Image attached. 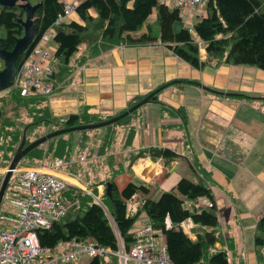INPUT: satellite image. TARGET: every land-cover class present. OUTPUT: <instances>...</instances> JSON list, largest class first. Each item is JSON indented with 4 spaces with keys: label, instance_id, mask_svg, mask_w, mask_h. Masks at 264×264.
<instances>
[{
    "label": "crops",
    "instance_id": "crops-1",
    "mask_svg": "<svg viewBox=\"0 0 264 264\" xmlns=\"http://www.w3.org/2000/svg\"><path fill=\"white\" fill-rule=\"evenodd\" d=\"M156 15L154 10L149 16L154 18L147 23H155ZM182 17L194 25L200 16L188 20L182 13ZM71 19L79 17L74 13ZM145 30L146 25L140 31ZM49 46L56 49V43ZM200 56L203 60L208 57L204 46ZM72 63L69 74L56 76L61 87L46 96L54 116L85 110L101 117L115 116L131 100L168 85L124 123L99 129L97 136L88 131L80 143L73 136L74 153L69 160L73 171L68 177L58 175L88 192L98 184L99 196L105 190L106 177L120 166L125 171L115 178L119 187L128 180H144L153 191L162 192L169 178L170 189L182 176L203 180L218 207L222 240L217 246L227 249L233 264H263L264 246H256L255 232L264 215V70L253 65L216 64L215 60L195 67L160 40L118 44L96 55H90L83 44ZM109 133L112 139L106 144ZM89 146L93 151L86 158L101 163L102 176L81 182V173L74 166L85 158L82 153ZM152 146L171 148L178 157L166 163L139 155ZM177 165L181 169L176 170Z\"/></svg>",
    "mask_w": 264,
    "mask_h": 264
},
{
    "label": "trees",
    "instance_id": "trees-1",
    "mask_svg": "<svg viewBox=\"0 0 264 264\" xmlns=\"http://www.w3.org/2000/svg\"><path fill=\"white\" fill-rule=\"evenodd\" d=\"M28 1L38 4L33 17L36 37L30 47L20 55L18 65L26 59L41 34L52 28L53 41L56 43L54 54L58 60L55 76L58 77L73 70V57L83 44H87L90 55H96L118 44L139 45L158 40L195 67H204L215 60L216 64L225 62L253 65L264 70V0H206L204 12L194 23L193 32L185 24L179 29L176 28V24L183 22L181 8L169 7L159 0H80L75 9L79 19L63 20L60 23H55V20L64 12L63 1ZM154 10L157 12L155 24L159 33H154L152 25L147 23ZM25 18L26 12L21 7L0 4L2 48L12 49L16 38L24 34L20 19ZM144 25L147 30L140 31ZM202 46L208 54L206 60L200 56ZM3 67L4 63L0 68ZM166 85L168 82L157 88L162 89ZM5 91H10V97L16 106L22 105L30 109L28 116L32 118L30 121L18 123L6 115L5 106L0 104L1 132L5 137H11L6 146L7 151L3 154V158L9 162L21 142L25 128V144H28L34 140L29 137L31 132L42 124L59 123L51 129L52 131L112 117H101L88 110L63 117L54 116L45 103V95L22 96L14 87ZM148 94L150 92L131 100L128 107ZM157 98L158 93H155L152 99ZM135 111L136 109L133 112ZM133 112L118 122L106 125V128L124 123ZM74 131L86 135L89 130ZM74 131L50 138L46 148L43 146L45 142L34 147L20 162L27 157L44 159L50 154L65 161L70 160L73 136L76 133ZM112 135H106V144L110 142ZM38 137L39 135L36 138ZM139 155H150L153 159L161 158L166 163L178 157V153L171 148L153 146L142 150ZM135 158L136 156H133L131 162ZM130 165L128 169L131 168ZM124 171L125 168L120 166L104 180L105 189L107 182H112L111 195L104 190L99 196L98 184H94L91 191L99 196V201L87 190L68 182L63 197L72 205L67 214L54 221L51 227L39 230L41 245L52 248L63 240L88 238L116 249L119 238H122L125 245L130 247L136 240L133 226L138 217L146 214L152 221L154 235L164 237L166 252L174 264H233L227 249L217 246L218 242L221 243L222 234L218 207L209 185L203 180L194 181L182 176L171 189L162 192L153 191V186L144 180H128L119 187L115 178ZM202 196L209 197L214 201V205H200L198 199ZM188 218L194 223L191 233L179 226ZM167 219L172 224L170 227L166 225ZM255 244L260 248L264 246V215L256 224ZM88 264H118V260L114 254L107 257L93 256Z\"/></svg>",
    "mask_w": 264,
    "mask_h": 264
},
{
    "label": "built area",
    "instance_id": "built-area-1",
    "mask_svg": "<svg viewBox=\"0 0 264 264\" xmlns=\"http://www.w3.org/2000/svg\"><path fill=\"white\" fill-rule=\"evenodd\" d=\"M159 1L169 7L181 8L188 20L195 15L201 16L206 4V0ZM77 4V1L67 4L55 23L70 16ZM189 29L193 32V24ZM53 36L52 28L45 30L19 65L12 87L22 96H48L61 87L62 82L55 76L58 60L49 46ZM16 171L17 168L13 173ZM15 180V183L9 181L0 205V264L76 263L83 255L91 258L109 254L117 256L118 264H174L166 252L165 242L157 244L152 221L146 214L138 217L133 226L136 240L130 247L119 243L114 249L88 238L63 240L52 248L41 245L39 230L51 227L54 221L67 214L72 205L63 197L68 181L55 173L33 167L19 172ZM8 190L14 196L6 197ZM89 193L99 201L98 195L92 191ZM198 202L202 206L214 205V201L206 196L200 197ZM166 225H172L169 219ZM179 226L191 233L194 223L188 218Z\"/></svg>",
    "mask_w": 264,
    "mask_h": 264
},
{
    "label": "rangeland",
    "instance_id": "rangeland-1",
    "mask_svg": "<svg viewBox=\"0 0 264 264\" xmlns=\"http://www.w3.org/2000/svg\"><path fill=\"white\" fill-rule=\"evenodd\" d=\"M75 1H77L79 3L80 0H74L72 2H75ZM72 2L65 3V6L69 3H72ZM74 13H75V11L71 15H73ZM71 15L70 16L67 15L68 17L67 16L64 17V20H68L71 17ZM152 18H154V17L151 16L149 18V20H152ZM186 18L188 19L187 16H186ZM151 24H152L154 33H159V28H158L157 24H155L154 22ZM184 24L190 25V24H192V21L187 22L186 19L183 17V22L176 24V28L179 29ZM51 42L53 44H55L53 40H51ZM50 51L54 52V50H52V49H50ZM3 63H4L3 60L0 59V67L3 65ZM10 96H11L10 91L4 90V91L0 92V104L5 106L6 115L11 116L18 123L21 121H25V122L30 121L32 119L30 116H28V114L31 113L30 109H28L27 107L22 106V105L16 106L15 101H13ZM145 105L146 104H143L139 107V108H141L139 112H142L143 108H146ZM133 115H137V114H132L131 116H133ZM57 124H59V123H57ZM57 124L51 123V124L40 125L39 127H37L36 129H34L31 132V134L29 136L30 139H35L38 135L40 136V135H43V134L50 132L51 129L57 127ZM0 128H1V124H0ZM103 128H106V125L98 127V129L93 128V129H86V130H89L90 136H97V135H99V132H100L98 130L99 129L102 130ZM1 130L2 129H0V132H1ZM69 132H71V131H69ZM74 132H76V131H74ZM3 134H4L3 132L0 133V185H1V182H2L3 177L5 175L6 169L10 163L8 159L3 158V154H5V151H7L6 146L8 145L11 137L10 136L5 137ZM74 136L79 140V143H80V140L82 139L81 132L80 133L76 132ZM130 136H131V134H130ZM54 142L56 143L57 139ZM47 144H48L47 141L43 144L44 148H46ZM2 147H3V149H2ZM83 149H85V148H83ZM92 151L93 150H91V148L89 146V148L82 153V155L85 158L82 161L77 162L74 166L75 171L77 173H79L78 171H80V173H81V175H80V181L81 182L86 180V177H88V179L90 178V181H91L92 177L94 180H99L102 176L101 175V172H102L101 163H99L97 160L93 161L92 158H90V159H89V157H87L88 159L86 158V155H91L89 153ZM71 152H73V150ZM68 162H69V160L65 161L62 158H58L57 156H53V154H50L49 156L45 157L44 159H32L29 157L24 158V160H22L21 162L19 161V163L17 165L16 174H14V173L12 174V178L10 180V183H15V181H16L15 178L18 176L19 172H21L25 168H29V167L40 168V169L45 170V171L50 170V172H52V173L56 172L55 174H57V175L65 173L64 175H66L68 177L70 175L69 172L73 171V167L71 166L70 162L69 163ZM181 167H182V165H177L175 169L179 170V169H181ZM14 175H15V177H14ZM169 185H170V178L167 180V182L165 184V187H166L165 190L170 189V187L173 184L170 186ZM11 196H14L13 192L8 190L6 192V197H11ZM190 232H192V229L190 230ZM157 239H158V240H156L157 244H161L164 241L163 236L159 237V238L157 237ZM119 243H124L122 238H119ZM262 255H263V261L262 262L264 264V254H262ZM89 260H90L89 256L83 255L76 262V264H87Z\"/></svg>",
    "mask_w": 264,
    "mask_h": 264
},
{
    "label": "water",
    "instance_id": "water-1",
    "mask_svg": "<svg viewBox=\"0 0 264 264\" xmlns=\"http://www.w3.org/2000/svg\"><path fill=\"white\" fill-rule=\"evenodd\" d=\"M1 5H9V6H19L26 12V18L20 19L24 26V34L20 37L16 38L15 44L12 49L2 48L0 46V59L4 61V67L0 68V92L9 89L13 85V80L16 76L18 70V60L20 55L25 52L30 45L33 43L36 37V27L33 22V17L35 15V10L38 7V4H32L28 0H0ZM207 88L206 86H204ZM160 88H156L154 91L150 92V94L146 95L144 98L134 103L132 106L128 107L125 111L112 116L108 119L92 122L81 125L67 126L52 130L46 134L39 136L38 138L32 140L30 143H26V128L24 129L23 137L21 142L19 143L16 152L14 153L7 169L3 180L0 185V205L5 194V191L8 187V183L10 178L17 168L19 161L23 158L25 154H27L31 149L36 146L41 145L52 137L60 135L62 133H66L74 130H83V129H95L104 125L112 124L114 122L120 121L123 117L133 112L135 109L140 107L141 105L148 103L152 100V96L155 93H158ZM106 193L111 195L112 193V182H107Z\"/></svg>",
    "mask_w": 264,
    "mask_h": 264
},
{
    "label": "clouds",
    "instance_id": "clouds-1",
    "mask_svg": "<svg viewBox=\"0 0 264 264\" xmlns=\"http://www.w3.org/2000/svg\"><path fill=\"white\" fill-rule=\"evenodd\" d=\"M4 62V61H3Z\"/></svg>",
    "mask_w": 264,
    "mask_h": 264
}]
</instances>
